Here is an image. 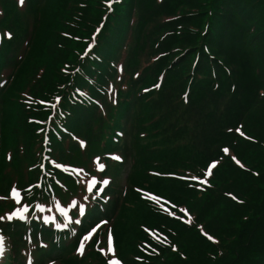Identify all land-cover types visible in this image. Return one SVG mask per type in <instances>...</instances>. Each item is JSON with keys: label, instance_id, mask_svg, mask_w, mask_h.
I'll return each instance as SVG.
<instances>
[{"label": "trees", "instance_id": "1", "mask_svg": "<svg viewBox=\"0 0 264 264\" xmlns=\"http://www.w3.org/2000/svg\"><path fill=\"white\" fill-rule=\"evenodd\" d=\"M12 13L20 16L10 20ZM28 17L27 55L10 67L7 55ZM0 31V66L11 68L0 88V197L35 177L43 185L36 195L54 186L63 202L74 201L69 213L77 216L76 190L85 187L50 161L89 165L98 175L92 159L115 132L123 136L126 114L132 147L111 224L115 257L124 264H264V0H0ZM230 58L238 59L235 73ZM225 112L231 118L219 124ZM78 117L95 118L100 139L80 147L75 164L62 142L52 143L59 128L78 131ZM13 121L22 124L15 139ZM64 141L72 150V140ZM111 164L104 175L122 166ZM12 206L0 199V216ZM47 206L36 217L48 215ZM134 207L136 224L126 236L121 220ZM0 226L11 228L5 219ZM85 262L75 253L63 264H104Z\"/></svg>", "mask_w": 264, "mask_h": 264}, {"label": "rangeland", "instance_id": "2", "mask_svg": "<svg viewBox=\"0 0 264 264\" xmlns=\"http://www.w3.org/2000/svg\"><path fill=\"white\" fill-rule=\"evenodd\" d=\"M24 2H25V0H24ZM149 14H151V12H149ZM14 16L18 17L20 15H18L17 13H12L11 17H9L10 20L15 19V18H13ZM27 19H29V22L27 23L28 27H27L26 30H25V25H24V30H25V32H23L24 36H23V34L22 35L20 34L18 40L15 42V47L14 48L10 47V49H14V50L11 51V53L7 55V58H10V62L8 63L10 65V67H14L15 66V62H14L13 58H15L16 60H20L21 61L27 55L26 47H28V46H26L24 38H26V35L29 33V26L31 27V25H30V19L31 18L28 17ZM220 22H222V21H220ZM244 31H245V29H244ZM225 32L227 33V30H225ZM222 33H224V29H223ZM240 34H241V32L237 33V30L234 31V34H233L231 40L232 41L233 40H237L239 38ZM0 36H3V34H0ZM23 39H24V42L22 41ZM21 41H22V44H23L22 48H21L22 53H21V56L18 57L15 52H16L17 46L21 43ZM260 48L263 51L264 50V45H261ZM25 49H26V52H25ZM47 57H48V55L46 56V58L42 62V64L46 63ZM144 59H145V57L141 58V60H144ZM12 60H13V63L11 62ZM228 60L230 61V63L232 65H234V67L232 68L233 69L232 73H235L236 72V70H235L236 69V65H238V62H237L238 59L236 58V60H235V59L230 58ZM23 61H21V63ZM112 61H114V60H112ZM121 61L123 62V59ZM232 61H233V63H232ZM40 64L41 63H38V65H40ZM9 65L3 64L2 66H0V88L3 85H5V86L7 85V80H8V76H9V73H10ZM7 67H9V71L6 70ZM136 69H139V66ZM128 70L130 72L134 71V69L132 67H130ZM263 71H264V69H263ZM118 74L119 75L122 74L121 66H119V68H118ZM262 74H264V73H262ZM131 77H132V74L124 75L122 82H124L127 79H130ZM114 80H116V78ZM116 84H117V86L119 85L118 83H116ZM0 97H1V95H0ZM229 118H231L230 113L229 112L228 113L225 112L223 117L221 119H218L219 120L218 123L219 124H225V123H227L229 121ZM78 119H80V117H78ZM78 119H75V122H74V124H75L74 125L75 126L74 130H78V131H74V132L76 133V135L80 136V138H82V140L85 141L83 147H86L88 145L89 141H91V140L95 141L96 138L100 139V135L97 132L98 126L96 124V121L94 120L95 118L94 119H90V120H88L86 122H85V119H82V118L80 120H78ZM122 119H123L122 122L125 123L124 129H123L124 135L121 136L120 133H118V134L114 133V135L116 137V140L114 142H112L110 140L109 141V145L107 146V148H106V144H104V149L106 150V154H109V155L105 156V159H108V158L110 159L111 155H118L119 157H121V158L124 157V159H125L123 166H120L116 170L112 171L111 174H110V175L114 176L113 177V183L111 184V186H112L111 193L114 195V198L118 195L120 189L125 184V180L127 179L126 178V175H127V172H128L127 169H128V167L130 165V148L132 147L129 127L126 126V124L129 123L130 119H129V117L126 114L124 115V117ZM10 120H9V124L8 125H10ZM3 121L4 120L2 119L1 112H0V142H1V138L3 137L2 136V124H3ZM17 125L20 126V128L22 127V124L20 122H14L13 126L10 127V135H9V137H13L15 139L14 134H17V130H18V126ZM80 126H81V129H79ZM97 134L99 135L98 137H97ZM66 138L68 139V138H70V136L69 135H64V137H63L62 135H59L58 140L56 142L54 141L55 145H59V143L61 141H62V143H64L65 142L64 140H66ZM101 139H102V137H101ZM80 141L81 140L79 139V142ZM104 142H106V140H104ZM52 147L54 148L53 144H52ZM77 147H79V149H72V150L68 149V150H66V152H68L70 154V156L72 157V159L75 162V164L79 163V158L81 156L80 150H82V149H80V145L77 146ZM59 149H62V148H59ZM101 153L102 152L98 150V154H101ZM45 154H46V152L42 151V156H44ZM224 154L230 155L229 152H225V151H224ZM5 157H6V160L9 159L7 153H5ZM117 162H119V160L115 161V163H113L111 165L117 164ZM86 166H87V169H88L89 165H86ZM75 173L79 174V175H83V173L80 170H78V169L75 170ZM48 174H50L51 177H52V174L50 172ZM22 176L23 175H21V176L18 175L19 178H22ZM27 179L28 178L25 177V179H23V181L24 180L26 181ZM38 181H39V179L37 178V180H36V178L34 177L32 182H38ZM45 182L47 183V181H45ZM95 183L96 182H94V184ZM32 184H29V183L26 184V183L23 182L22 185H21V188H19L18 185L16 184L17 187L20 189V192L18 190H16V195L14 197L15 198H19V194L21 193V196H20L21 198L19 199L18 202H20V203H27L28 202L29 203L32 198L34 199V197H37V195H38V194L36 195L37 187L33 186ZM58 184L61 185V182H58ZM76 192H77L78 197L80 198V201L83 204H85L86 201H87L88 195H89L88 188L77 189ZM100 193H101V188L98 190V192L96 194V197H101ZM42 196H44V195H40V197H42ZM5 197L9 198L10 195L7 194V196H5ZM64 197L65 196H63V198ZM37 199H38V197H37ZM67 203H68V205H72V204H74V201L71 200V201H68ZM116 203H117V206L120 207V202H116ZM119 207H117V209H119ZM135 208L136 207H134L131 210H129L126 213V216L124 218L122 217V220H121V223L125 224L123 226L127 227V229H125L126 236H128V230H131V228L136 224V216H135L136 209ZM119 211H120V209H119ZM119 211H118V214H119ZM9 212H16V213L19 214V215L12 216L10 219L7 217V219H9L12 223H16L18 221H23V220L26 221V228L29 231L28 238L36 239V237H38V236H43V237L46 236V238H44V240L42 242H36L33 245L34 251H36V250L38 251V248L43 246L44 247L43 248V252L44 253H53L55 251V248L45 241L47 238L54 239V236H52V234L46 229V225L43 222L44 219H46V222L49 223L48 226L51 228V227H53V224H51V223L55 224V222H57L58 224L59 223L62 224L64 222V220H66V219H68L70 217H76L74 215L73 216L69 215L65 211L62 212L58 208H56V206H51V205H49V208L47 209L48 215H44V217H42L40 219H36V220L30 218L28 215L21 214L20 211L18 210V208H16V207L11 208L9 210ZM4 214L5 213H2V215H4ZM77 216H79V215H77ZM102 225H104V223ZM103 231H104L103 233H104V236H105L104 240L106 241L107 237L109 236L108 228L104 227ZM77 232H78V228H76L74 230H71V232L69 234L63 235L62 237H59V239L64 240L65 242H69L71 239H79L80 236L77 234ZM92 232L93 231L90 232V235H92ZM0 239H3V238L0 237ZM16 239L19 240L20 237L19 236L17 238L16 237H12L11 241H8L6 243H2L1 247H5L6 248L5 252L7 254H10V255H21V254L25 253L27 256H30L31 253H32V249H29L26 246H24V248H22V246L20 245V243ZM100 239H101V237H100ZM85 242L86 243H84V245L86 246V249L89 250V252L86 255H88V260L93 262L94 260H96V258H95V253L94 252L92 253L91 251L94 249L96 239L94 238V236H92V237H89V238L85 239ZM81 245H83V242L80 244V246ZM143 247H145V244H143ZM99 251H104V246L99 248ZM141 252L144 253L145 255L147 254L146 249H142ZM86 255H85V257H86ZM40 256H44V255H39L38 254V257H40ZM3 258L5 260H7V261L9 259V257L5 256V255L3 256ZM35 258H37V256H35ZM88 260H86V262ZM117 260L121 261L119 258H117ZM136 260L139 261V262H145V263L148 262L142 256L136 257Z\"/></svg>", "mask_w": 264, "mask_h": 264}, {"label": "snow or ice", "instance_id": "3", "mask_svg": "<svg viewBox=\"0 0 264 264\" xmlns=\"http://www.w3.org/2000/svg\"><path fill=\"white\" fill-rule=\"evenodd\" d=\"M18 3H21L22 4L23 3V0H18ZM4 35L10 38L11 33H5ZM91 47H92V45H89V48H91ZM80 143H81V147H83L84 146V142L83 141H80ZM224 151L227 152V149H224ZM112 158L113 159H117V160L121 159V157H119L118 155H113ZM96 159H99V158H96ZM101 167H103V165H101ZM191 179L198 180L199 177L193 176V177H191ZM106 182L107 181H105V183ZM10 192H11V195L12 196H15L16 195V188L13 186V188L10 190ZM228 195H231V194H228ZM232 198L235 199V197H232ZM0 199H7V197H0ZM78 210H79V213L80 214H84L85 213V205L82 204V203L79 204L78 205ZM181 211H183V209ZM14 215H19V214L16 213V212L5 213V216L8 217L9 219L12 216H14ZM5 216H0V219H4ZM100 223H106V221H100ZM94 224H95V222H94ZM96 226L98 227V224ZM94 230H95V228H92V231H94ZM208 238L209 239H212V237H210V236ZM83 239H87V234L83 237ZM76 251L77 252H80L81 251V247L80 246H77ZM109 251H111V242L109 243ZM108 264H118V262L117 261H114V260H109L108 261Z\"/></svg>", "mask_w": 264, "mask_h": 264}]
</instances>
